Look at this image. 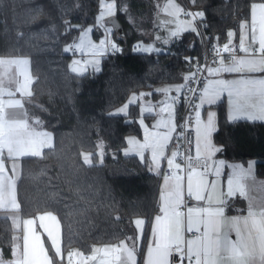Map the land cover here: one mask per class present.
Returning <instances> with one entry per match:
<instances>
[{
    "label": "trees",
    "instance_id": "16d2710c",
    "mask_svg": "<svg viewBox=\"0 0 264 264\" xmlns=\"http://www.w3.org/2000/svg\"><path fill=\"white\" fill-rule=\"evenodd\" d=\"M114 1L121 35H113L120 50L103 57L97 73L75 74L67 69L69 55L63 48L81 26L94 22L98 0H0V55L27 56L33 104H24L26 115L52 134L51 147L39 156L20 160L18 213L23 217L53 213L60 225L62 251L78 248L86 252L92 245L131 237L133 217L142 216L147 225L156 213L158 176L147 170L145 162L120 153L124 136L137 132L135 107L129 108L130 120L108 111L121 104L129 92L178 82L179 58L199 56L201 51L198 31L173 38L159 54L134 51L145 26L137 19L143 13L138 9L142 3ZM188 2L204 13L206 30L221 44L227 31L247 17L250 4L264 0ZM179 110L180 106L177 114ZM213 141L220 145L218 154L227 160L256 159L254 174L264 179L262 121L228 122L218 106ZM83 153L91 163H84ZM11 233L7 217H0L4 255L10 252ZM46 250L54 264H63L49 246Z\"/></svg>",
    "mask_w": 264,
    "mask_h": 264
},
{
    "label": "snow or ice",
    "instance_id": "6c2138e0",
    "mask_svg": "<svg viewBox=\"0 0 264 264\" xmlns=\"http://www.w3.org/2000/svg\"><path fill=\"white\" fill-rule=\"evenodd\" d=\"M195 3V0H193ZM170 6L175 8V13L179 14L182 9L176 5ZM106 8L108 14H112V10L115 8L114 4H107ZM257 13H259V20H257ZM192 17V21H189L185 25L186 30L198 31L197 27L193 24L197 18H203V12L197 13H185ZM252 15V28L251 37L249 43V36L247 32H242L239 38V51L244 53L248 58H240L235 55L231 57V63L223 67H207L208 74L219 75L221 72L230 73H253L264 72V3L253 4L251 6ZM103 18V14H102ZM257 24L259 25V39H257ZM71 27V25H69ZM243 28L244 25H241ZM83 31V30H82ZM171 35L176 37L179 35L178 31H172ZM229 42L224 44L223 49L218 46H213L216 55L220 57L218 63L224 65L225 56L223 53H232L234 51L231 39L234 36L232 31L227 33ZM110 41H101V44H108ZM258 48H254L253 45H257ZM89 46H92L89 44ZM77 49L84 47V37L81 36L80 43L76 44ZM111 48L114 51H119V47L116 43H111ZM72 49L65 47L64 51L69 52ZM151 47L146 49L134 48V51H151ZM258 56L259 58H255ZM189 59V58H185ZM0 63L8 64H21L25 61H7ZM79 61H73V64H78ZM203 67V66H202ZM73 72H77L76 67H72ZM195 74H193L194 76ZM192 77L186 76L185 83ZM30 82V81H29ZM185 85H181L183 88ZM27 85H20L16 88V92H19L21 96L25 94ZM195 91V90H194ZM222 92H227L230 98V102L235 97L233 105V113L229 119L235 121L237 119L246 120H264V78L261 79H238V80H216L210 81L207 86L203 88L201 95V102H207L208 104L215 103ZM7 95L10 97L7 101L0 99V208L9 210H19L20 205L16 200V160L22 156H39L41 152L38 150V146L51 147V137L48 133H41L30 127L27 119L22 118L26 114L9 112L7 109H20L23 108V103L20 99H11L14 93L11 90L5 89L0 86V96ZM27 95H31L28 91ZM135 100H130L128 103H136ZM128 105L125 106L127 108ZM162 108L161 111H165ZM121 111H124L123 109ZM200 113L197 111V117ZM39 123V121H36ZM143 121H141V124ZM167 126V125H166ZM175 126L169 128V131H174ZM215 131V125L213 124V114L209 113L207 122L203 129L197 128V149L196 156L188 158L187 173V194L193 197L197 201L203 200L205 197L202 194V190L207 187V183L203 176L200 175L194 185V177L197 176V167L202 157L201 141H203L204 156L205 159L210 158L214 152L219 151V146L212 144V133ZM163 140L170 139L168 134H165ZM129 148L126 149V153L135 150L141 155L143 159V150H152V161L156 164L160 151L163 147L161 141H153L152 143L146 142L141 144L135 139L128 140ZM5 154L7 159L12 161V175L9 176L5 167ZM177 153L173 152L171 158L167 159V163L170 169H176L172 172L171 178L165 177L166 188L161 190V203L159 212L163 215L155 216L156 227L153 228L154 236V249L149 247L148 264H166V257L171 251V247L174 245L175 250L181 254V259L185 256V249L181 247L184 243L181 230L184 224L185 214L180 210L184 204L183 200V180L181 175V165L176 163ZM195 160V163L193 162ZM84 163H91L89 155H84ZM255 162H250L248 165V171L250 172L254 167ZM237 175L234 178L228 180L229 191L228 195L233 194V186L241 191V195H244L240 180L248 175L242 168H237ZM214 187V185H213ZM223 209L210 210L208 208L192 207L187 208V230L193 231L194 222L196 224L195 231L201 232L200 225H203V232L195 239H190L186 242V256L189 264H264V209L260 211H254L249 209L247 217L242 219H236L234 221V230L236 231L237 239L231 241L227 235L220 232L217 224L216 217L222 216ZM41 222V227L48 231V236L52 241V247L55 249L56 256H60L61 249L57 241V236L53 234L51 230L47 229L44 221H52L56 223V216L48 213L38 217ZM16 227L19 226V222L14 219L13 221ZM35 221L33 219H26L23 221L24 234H23V246L22 251L20 245L15 243V237L13 238V247L11 250V257L7 260L0 256V264H54L53 260L49 257L47 251L40 242L39 236L35 233L34 226ZM136 228L140 233H143L145 221L143 219H136L134 221ZM241 224L243 228H241ZM58 228V224H57ZM103 254L105 257L115 254V260L120 261V264H135L134 248L130 249L125 243H121L119 246L112 248L94 249L93 255L88 257L90 260H96L97 254ZM121 254L123 260H121ZM78 255L76 253H69V264H72L71 257ZM99 264H109V261L101 258Z\"/></svg>",
    "mask_w": 264,
    "mask_h": 264
},
{
    "label": "crops",
    "instance_id": "0c3cea01",
    "mask_svg": "<svg viewBox=\"0 0 264 264\" xmlns=\"http://www.w3.org/2000/svg\"><path fill=\"white\" fill-rule=\"evenodd\" d=\"M170 3L172 5H179V2L177 0H163L161 3V13L168 16V17H175V8L170 6ZM124 8V7H123ZM250 9V6H249ZM250 10L248 11V15L243 19L247 20V34L249 36V43H250V37H251V28H252V21H250L249 15ZM116 15V13H115ZM188 19V18H184ZM183 21V20H180ZM240 21H238L237 26L235 29H229L234 33V36L232 37L231 40H236L239 43L238 37L241 35L240 32ZM186 24H180L181 27L185 28ZM228 30V31H229ZM227 31V33H228ZM246 32V30H245ZM117 35L115 31H112V39L114 41V35ZM151 34L150 33H145L144 37L145 38H150ZM176 38V37H174ZM257 39H259V25L257 24ZM218 41V40H217ZM229 41L228 36H226L225 41L221 43L224 44ZM115 43V42H114ZM258 47V44L255 45ZM135 48H140L139 45H136ZM76 51V50H75ZM77 52V51H76ZM111 52H114L111 51ZM109 51V53H111ZM107 53V54H109ZM107 54L105 53H92V54H87L89 56H82L80 59L85 64V67L89 69V72L92 71L94 73H97L100 69V62L103 57H105ZM150 54H159L156 52H152ZM81 56V55H80ZM4 57H20V58H25L27 60V63L29 62L27 56L23 55H0V58ZM240 58H248L245 56L243 53ZM255 58H259L256 56ZM2 62V61H0ZM5 65L6 63H2ZM15 64V63H14ZM227 64H230L226 61H224V65H221L220 63H216L214 66H210L213 68L217 67H223ZM1 65V63H0ZM9 66V65H7ZM11 69V74H7L10 78H6L3 76L4 72H0V86H2L5 89L11 90L14 95L11 97V99H20L23 103V108L20 109H7L9 112H15V113H23L26 114L24 104L29 103L33 104V101L30 99L29 95L21 96L19 92H16V83L18 81V78L16 76L15 70L11 66H9ZM29 68V65H28ZM31 74V73H30ZM207 81L205 84L201 86V88L198 91L197 95V100H196V109H195V118L193 120L192 124V152L193 155L196 156V149H197V128L203 129L204 125L207 122V118L209 113L213 114V124L215 125V131L217 129V108L218 106H221L223 111H224V116L225 119L228 122H232L229 117L233 113V105L235 102V97L232 98L230 102V98L228 96L227 92H222L219 95V98L215 101V103L208 104L207 102H201V95L203 92V88L209 84L210 81H216V80H238V79H261L264 78V72H253V73H230V72H221L219 75H209L207 70ZM32 82V81H31ZM179 83L177 81L173 82H161V83H156L153 84L149 89L144 90V91H139V92H129L127 96L125 97L124 101L111 108L108 111L109 115L112 116H125L126 119L130 120L129 117H127V114L129 112V108L135 107V114H134V121H135V127L137 129V132H130L127 133L124 136V145L120 148V153L124 156H135L140 162H145L147 170L151 172L152 174H155L158 176V186H157V192H156V206H157V211L155 214H153L150 219L147 222V225L144 224V230L143 233H140L138 229L136 228V225L134 223V219L140 218L143 219L146 223V220L142 216H135L132 218V223L134 226V234L131 237H127L124 239H120L116 242L113 243H104V244H97V245H92L90 249L86 252H83L82 250V255H85L83 259H80L74 264H99V260L101 258H104L109 261V264H120V261L115 260V254L109 257L103 256V254L98 253L97 254V259L96 260H90L88 257H91L93 255V250L94 249H101V248H112L115 246H119L122 242L127 245L128 248L132 249L134 248V256H135V264H137V256H138V251L139 249L141 250V259H140V264H148L149 260V247H153L154 249V236H153V228L156 227L155 223V216L156 215H163L162 213L159 212V207H160V197H161V190L166 188L165 184V177L162 174V170L164 168H170L167 159L171 158L172 153L176 152V150L168 145V140H163L162 138L164 137L165 134H168L170 136L169 128L172 126H175V120H176V115H177V109L178 105L173 103L170 98L171 91L178 89ZM10 97L7 95L0 96V99L7 101ZM130 100H135L137 101L136 103L129 104L128 102ZM127 108H125V106ZM162 108H165V111H161ZM124 111H121V110ZM197 111H199L200 115L197 117ZM27 119L28 124L30 127L34 128L36 131L41 132V133H48L51 137V144H52V134L50 131L41 128L35 120H30L27 115L24 117ZM237 120H246V119H237ZM235 120V121H237ZM141 121L143 123L141 124ZM247 121H252V120H247ZM255 121H262L264 123V120H255ZM167 125V126H166ZM214 131V132H215ZM212 133V144L214 146H219V144L215 143L213 141V134ZM129 139H135L139 143L143 144L146 142L152 143L153 141H161L163 144V147L160 151L159 158L156 162V164H153L152 161V150L149 149H144L143 150V159L141 158V155L138 154L135 150L126 153V149L129 148L128 140ZM48 147H41L38 146V150L42 153L44 149ZM201 152H202V157L204 156V148H203V141H201ZM219 151L214 152V154L210 157L207 158V173L202 174L200 173L197 169V176L194 177V185L196 183V180L199 178L200 175L203 176L204 180L207 183V187L202 190V194L204 195V199L197 201L193 197L188 196L187 194V173L189 170H186L183 177L184 180L182 182L183 184V200L184 204L181 207V211L185 214L184 217V224L181 230V236L184 241V243L181 245L182 248L185 249V256L183 259H181V254L175 250V246L173 245L171 247V251L168 254V256L165 258L166 259V264H189V261L186 256V242L190 239H195L198 235H200L203 232V225H200L201 232L197 233V236L195 238H187L185 235L187 232V208L189 205H185L186 201H195L198 204L196 206L192 207H201V208H208L210 210H217V209H223V214L222 216L216 217L217 224L219 231L226 234L228 239L231 241H235L237 239L236 237V231L234 230V221L236 219H242L244 217H247L249 209L251 208L254 211H260L264 209V191L262 189L257 188L258 181L260 183H263L264 187V182L260 180V177L255 176L254 174V167L251 173H249L246 177L242 178L240 180V184L243 186H247V190L243 189L244 195H241V191L235 186H233V194L231 196L228 195L229 191V185H228V180L230 178H234L237 175V168L240 167L238 163H246L248 160L245 162H239V161H231L227 160L223 157H221L218 154ZM177 153V152H176ZM23 157H36V156H22L19 157L16 160V180H15V186L16 182L19 179L20 175V160ZM177 158V157H176ZM5 167L8 172V163L12 167V161L7 159V156L5 154ZM177 163V160L175 161ZM9 171H11V168H9ZM8 175L11 176L12 173L10 174L8 172ZM171 178V176H168ZM244 180V181H242ZM245 182V183H244ZM214 185V187H213ZM17 200V199H16ZM18 203V201H17ZM50 212H39L31 216H26L23 217L18 213V210H9V209H3L0 208V217H7L9 220V225L11 227L12 233V243L13 244V233H15V230L17 231L16 234H18L19 231L22 230L23 228V220L28 217V219H33L35 218V221L37 217L41 215H46ZM54 215V214H53ZM55 216V215H54ZM31 217V218H30ZM17 220L19 222V226L16 227L13 223V221ZM44 224L47 226V228H50L52 226V221H44ZM58 228L60 227L59 222L57 220ZM35 228V233L37 235L38 231V226H37V221L34 223ZM196 224L194 222V228L193 231H195ZM241 228H243V225L241 224ZM46 234V233H45ZM43 234V236H39L40 242L42 243V238L47 239L50 241L48 235ZM58 238L60 237V234L57 232ZM15 238H18L19 236H15ZM15 243L17 244V240H15ZM43 244V243H42ZM72 249V248H71ZM78 249V248H77ZM70 250V249H69ZM80 250V249H79ZM22 251V248H21ZM61 252L62 251L61 249ZM48 253V252H47ZM78 254V253H76ZM49 255V254H48ZM79 255V254H78ZM78 255H76L78 257ZM50 257V256H49ZM121 260H123V255L121 254ZM194 264V260H193Z\"/></svg>",
    "mask_w": 264,
    "mask_h": 264
},
{
    "label": "rangeland",
    "instance_id": "374dc122",
    "mask_svg": "<svg viewBox=\"0 0 264 264\" xmlns=\"http://www.w3.org/2000/svg\"><path fill=\"white\" fill-rule=\"evenodd\" d=\"M163 0H140L139 2L142 3V5L138 8L140 10L143 11V13L141 14V16L137 17L138 20L142 21L143 24L145 26H143L141 28L142 31V39L137 40L136 45L140 46V49H146L151 47V51H138L140 53H146V54H150L152 52H156V53H162L166 51L167 45L170 43V41L174 38L171 35L172 31H178L179 35L176 36V38L180 37V35L182 33L185 32H189L192 34H196V32L191 31V30H186L184 27H181L180 24H187L189 21H192L191 18L188 19H179L176 16L173 17H168L164 14L161 13V3ZM259 3H264V2H252L250 4V21H252V15H251V6L253 4H259ZM107 4H114L115 8L112 10V14H108V10L106 8ZM116 9H117V5L116 2L114 0H98V9L97 12L95 14L94 17V22L92 24H85L83 26L80 27L77 35L74 37V39L67 44L66 46H64L63 49H65V47H70V48H74L77 52H76V56H72L71 55V51L69 52H65V54L69 55L68 61H67V69L69 72L75 73V74H83L85 72H88L89 69H87L85 67L84 62L82 61V59H80L82 56H89L87 54H92V53H109V51H113V49L111 48V43H114L113 39H112V31H114L112 25L107 21L110 17L114 16L116 13ZM102 14H103V18H102ZM183 20V21H180ZM257 20H259V13H257ZM247 20L246 19H241L240 21V32H247ZM194 24V22H193ZM195 25V24H194ZM241 25H244V27L242 28ZM83 30V31H82ZM230 31V30H229ZM228 31V32H229ZM145 33H150L151 36L150 38H145L144 35ZM248 33V32H247ZM81 36L84 37V47L82 49H77L75 47L76 44L80 43V38ZM240 38V36L238 37V39ZM104 40H108L110 41V43L108 44H101V41ZM92 45V46H89ZM112 53V52H111ZM81 55V56H80ZM0 61L2 62H7V61H25L26 63H21V64H8L6 63L5 65H3L1 63L0 65V72L3 73L6 78H9V76L7 74H11V69L9 66H11L13 68V70H15L16 72V76L18 78V81L16 83V86H20V85H27L26 87V91L25 94L23 95L24 97L27 95V92L30 91V86H31V81H33V76L30 74V70L28 68L29 62L27 63V60L25 58H20V57H4V58H0ZM73 61H79L78 64H73ZM9 65V66H7ZM72 67H76L78 69L77 72H73L71 70ZM30 81V82H29ZM84 155H88L87 153H83L81 155L82 160L84 161ZM250 162H256V159H249L245 164L244 163H238L241 165L239 168H242L245 172L251 173L252 170L249 172L248 171V165ZM8 167V172L11 174L12 173V167L10 166V164L8 163L7 165ZM9 168H11V171H9ZM260 180H262L264 182L263 178H259ZM244 181V180H242ZM258 185L257 188L262 189V191H264V187H263V183H260V181H258ZM245 183V182H244ZM244 190H247V186H243ZM53 215V213H51ZM31 218V217H30ZM28 219L25 218L24 220ZM136 219H140V218H136ZM134 219V221L136 220ZM23 220V221H24ZM33 220L35 221V218H33ZM37 221V226H38V231H37V235L38 236H43V234H47L48 235V231H46L45 228H42L41 222L39 221L38 217L36 219ZM35 221V223H36ZM24 226L22 228L21 231L18 232V234H16V230L15 233H13V237L15 236H19V240L18 238H16L15 240H17V244L20 245V247L22 248L23 246V234H24ZM48 230H51L53 232L54 235L57 236V232L60 234V227L57 228V221L56 223L52 222V226L50 228H47ZM45 234V235H46ZM49 237V236H48ZM12 238V236H11ZM50 239V238H49ZM57 241L58 244L60 246L61 249V240L60 237L58 238L57 236ZM12 242V239H11ZM42 243H43V247L46 250V246H49L52 253L54 254V256L59 259L62 260L63 264H69V253H78V257L76 255H73L71 257V261L72 264L76 263L77 261H79L80 259H83L85 255H82V251L77 249V248H72L70 250L61 252L60 256H56V252L55 249L52 247V241L50 239H44L42 238ZM13 244L10 243V247H9V254L8 255H4L2 253V251L0 250V256H2L3 258H5L6 260L8 258L11 257V250H12ZM47 251V250H46Z\"/></svg>",
    "mask_w": 264,
    "mask_h": 264
},
{
    "label": "built area",
    "instance_id": "2783aa9c",
    "mask_svg": "<svg viewBox=\"0 0 264 264\" xmlns=\"http://www.w3.org/2000/svg\"><path fill=\"white\" fill-rule=\"evenodd\" d=\"M178 2V7L182 9L179 14H176V17L179 19L191 18L192 20V17L186 15L185 13L200 12L199 10H195L190 5L188 0H180ZM193 22L197 26L200 36V55L182 56L179 58L182 63L181 68L177 72L179 86L178 89L171 91L170 94L171 101L180 106V110L175 120V130L170 133L168 145L173 147L177 152L176 160L177 163L181 165L182 176L186 170H189L187 163L189 156L193 158L195 157L192 152V124L195 118L198 91L207 81L206 68L214 66L220 59V57L216 55L213 46H218L222 51L224 44L229 42L228 41L222 45L219 44L217 38L206 30V24L203 18H197ZM231 44L234 51L232 53H223L225 61L228 63H231V57L233 55L237 57L243 55V53L239 51V43L236 40H231ZM253 47L258 48L255 45H253ZM71 49V55L76 56L75 49ZM186 57L189 59H185ZM193 74L195 75L193 76ZM186 76L192 77L189 81H187V83H185ZM181 85L185 86L181 88ZM193 162L195 163V160ZM197 170L202 174L207 173V159H205V157H201ZM174 171H176L174 168H164L162 170V174L164 176H171ZM186 204L196 206L198 203L195 201H186L185 205ZM185 236L187 238H195L197 236V232H187Z\"/></svg>",
    "mask_w": 264,
    "mask_h": 264
},
{
    "label": "water",
    "instance_id": "95a60500",
    "mask_svg": "<svg viewBox=\"0 0 264 264\" xmlns=\"http://www.w3.org/2000/svg\"><path fill=\"white\" fill-rule=\"evenodd\" d=\"M107 21L112 25L116 34L121 35V23L118 20L117 16L114 15V16L110 17Z\"/></svg>",
    "mask_w": 264,
    "mask_h": 264
}]
</instances>
